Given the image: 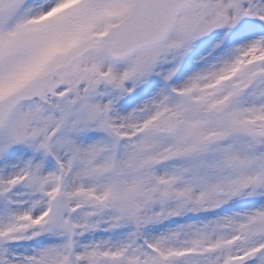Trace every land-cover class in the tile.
<instances>
[{"label": "snow or ice", "instance_id": "6c2138e0", "mask_svg": "<svg viewBox=\"0 0 264 264\" xmlns=\"http://www.w3.org/2000/svg\"><path fill=\"white\" fill-rule=\"evenodd\" d=\"M0 264H264V0H0Z\"/></svg>", "mask_w": 264, "mask_h": 264}]
</instances>
